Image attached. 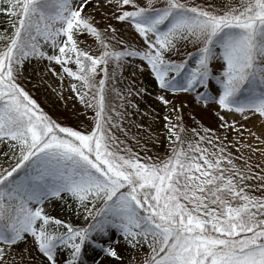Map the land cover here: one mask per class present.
<instances>
[{"label":"snow or ice","instance_id":"obj_1","mask_svg":"<svg viewBox=\"0 0 264 264\" xmlns=\"http://www.w3.org/2000/svg\"><path fill=\"white\" fill-rule=\"evenodd\" d=\"M0 13L12 29L0 32V264H88L89 249L101 254L94 264L128 249L130 264H264V163L252 159L264 157V134L229 140L243 125L224 115L222 135L189 128L185 105L168 98L195 94L264 121V0H0ZM93 13L126 25L132 43ZM43 61L92 113L83 130L53 119L22 84L26 63ZM125 66L163 93L162 155L126 142L109 93L123 109L147 90L109 87ZM61 204L83 225L53 216Z\"/></svg>","mask_w":264,"mask_h":264},{"label":"rangeland","instance_id":"obj_2","mask_svg":"<svg viewBox=\"0 0 264 264\" xmlns=\"http://www.w3.org/2000/svg\"><path fill=\"white\" fill-rule=\"evenodd\" d=\"M186 2L200 4L203 3V0H186ZM140 3L144 4L145 0H140ZM85 11H91V9L89 8ZM93 14L96 15L98 26L101 29L111 24L112 27L118 30L119 36H122L125 41L132 43V33L126 25L117 22L115 19H105L101 13ZM5 29L9 33L12 31L9 18L4 13H0V32H3ZM81 41L82 47H90L93 52L96 51V45L93 42L94 38L85 36L81 37ZM112 43L113 45L116 44L115 41H112ZM188 51H195V49L189 46ZM47 63V61L40 63L33 62L32 64L26 63L23 74L24 78L21 81L22 84L53 119L63 125L79 127L83 130L90 123L92 113L90 111L86 113L84 106L71 91V78L65 77L61 81L56 75L48 71L46 67ZM52 67L55 68L57 73L61 72L59 65L53 64ZM109 71H112V66L109 67ZM130 72L131 69L125 66L123 76L121 77L117 74L116 81L109 82L110 88L115 83L116 89L120 91H125L126 86L132 84L133 81H135L134 87L139 86L147 90L142 98L137 96L129 97L128 99L131 100V103L124 100L123 109L120 108L122 101L115 98L114 92L109 93L116 105L117 111L123 113L122 126L127 131L126 142L134 151L140 152L142 156L144 155L143 148L145 147L151 149L148 155H162L168 144L165 137V121L163 120V116L167 113V108L160 103L157 96L163 93L151 76L137 74L135 77H132L130 76ZM60 92L63 93V97L59 95ZM212 94L215 95L214 87ZM168 98L174 100L178 106L181 104L185 105L183 107L184 123L189 128H211L218 135H222L223 130L220 128L221 121L219 116L224 115L229 122L233 120L237 121L238 127L243 125L241 129L243 137H239L237 133L230 131L228 135L229 140L242 139L247 143H255L254 138L249 136L247 129H251L257 134H264V121H261L258 117L245 121L239 114L223 112L216 104L204 106L202 102L196 100L195 94L169 95ZM133 105H137V107H133ZM85 114L88 115V120L83 119ZM116 119L119 118L117 117ZM118 135H120L121 139H125L124 135L120 133ZM232 151L236 154L235 149H232ZM247 154L245 152V155ZM258 156L259 154L257 153L252 158L253 161L264 163V159L257 160ZM2 160L3 158L0 157V161ZM51 214L56 218L71 222L75 226H82L84 223L81 219H77L70 205L68 207H65L63 204L59 207L52 206ZM116 239L119 240L118 234ZM120 247H123V245H120ZM100 256L99 250L93 251L89 249L86 256L88 264H94V261L100 259ZM133 256H135V253L128 249L123 252L121 261L109 260L108 264H130V257ZM37 259L43 260L39 256H37ZM60 259L63 261L64 256H61Z\"/></svg>","mask_w":264,"mask_h":264},{"label":"bare ground","instance_id":"obj_3","mask_svg":"<svg viewBox=\"0 0 264 264\" xmlns=\"http://www.w3.org/2000/svg\"><path fill=\"white\" fill-rule=\"evenodd\" d=\"M261 159H264V157H262L261 154H259V156L257 157V160H261Z\"/></svg>","mask_w":264,"mask_h":264},{"label":"trees","instance_id":"obj_4","mask_svg":"<svg viewBox=\"0 0 264 264\" xmlns=\"http://www.w3.org/2000/svg\"><path fill=\"white\" fill-rule=\"evenodd\" d=\"M0 162H2V161H0Z\"/></svg>","mask_w":264,"mask_h":264}]
</instances>
